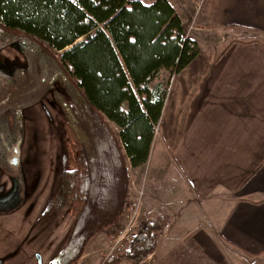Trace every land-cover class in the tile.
<instances>
[{
	"label": "trees",
	"instance_id": "obj_1",
	"mask_svg": "<svg viewBox=\"0 0 264 264\" xmlns=\"http://www.w3.org/2000/svg\"><path fill=\"white\" fill-rule=\"evenodd\" d=\"M8 37L25 40L63 77L67 168L55 200L72 224L58 264H78L124 217L131 171L149 159L172 78L201 46L170 0H0V46ZM165 229L151 223L136 234L128 259L144 261Z\"/></svg>",
	"mask_w": 264,
	"mask_h": 264
},
{
	"label": "crops",
	"instance_id": "obj_2",
	"mask_svg": "<svg viewBox=\"0 0 264 264\" xmlns=\"http://www.w3.org/2000/svg\"><path fill=\"white\" fill-rule=\"evenodd\" d=\"M170 1L183 24L193 23L201 36L216 26L264 32V0ZM192 38L201 52L172 78L155 139L194 203L223 205V220L216 229L205 209L206 223L201 219L191 229L195 220L190 225L179 214L178 223H187L176 231L181 235L171 233V203L150 182L142 212L166 229L146 262L201 264L205 252L213 264H255L264 254V39L217 49L204 47L199 35ZM224 243L247 252V259L236 263L220 256L217 247Z\"/></svg>",
	"mask_w": 264,
	"mask_h": 264
},
{
	"label": "rangeland",
	"instance_id": "obj_3",
	"mask_svg": "<svg viewBox=\"0 0 264 264\" xmlns=\"http://www.w3.org/2000/svg\"><path fill=\"white\" fill-rule=\"evenodd\" d=\"M145 1L151 3L150 0ZM187 2L190 4L189 0ZM180 7L183 9L182 5L178 9ZM187 8L190 9L189 5ZM184 29L190 37L199 35L204 47L217 49L231 42L264 39L261 37L264 32L261 34L231 26L207 28L202 36L201 33L195 34L198 31L193 23L185 22ZM167 77V73H163L151 85L165 82ZM65 93L62 74L40 51L23 39H4L0 46V129L5 130L2 136L7 137V156L8 153L11 159L15 156L18 165L11 166L13 172L9 174L5 173V168H0V264H40L38 256L42 264H58L61 251L67 243L72 216L60 208L55 200L61 175L67 168L64 115L57 102V96ZM158 134L159 125L155 136ZM150 182L155 184L162 199L171 203L166 209L172 212L168 218L169 225L175 226L171 233L180 234L176 231L183 228L182 223H187H178L179 214H184V218L190 220V225L191 220H195L191 229L197 227L201 219L205 224V209L212 213V226L215 225L216 229L220 226L223 205L215 203L209 209L206 205L194 203L157 137L149 162L131 171L129 201L136 197L138 191L145 190L140 216L149 218L148 223L136 234L149 228L151 223H164L152 220L142 212ZM167 196L177 198L169 199ZM181 201L184 203L173 205ZM125 214L126 210L119 224L100 233L90 242L78 264H135L127 257L135 236L116 259H106L111 251L112 232L124 225ZM185 249L188 250L189 246H185ZM217 250L220 256L229 261L238 263L247 259V252L226 243L217 247ZM190 254H193L191 248ZM146 259L139 264H161L159 258L152 263L146 262ZM256 260H253L255 264H264V254ZM208 261L204 252L201 264H213Z\"/></svg>",
	"mask_w": 264,
	"mask_h": 264
},
{
	"label": "built area",
	"instance_id": "obj_4",
	"mask_svg": "<svg viewBox=\"0 0 264 264\" xmlns=\"http://www.w3.org/2000/svg\"><path fill=\"white\" fill-rule=\"evenodd\" d=\"M144 195L145 190H141L137 192L136 197L130 198L126 208L124 225L112 232L111 251L108 252L106 257L108 261L116 259L124 251L135 234L143 229L144 224L148 223V217H141V206ZM141 218L142 220H140Z\"/></svg>",
	"mask_w": 264,
	"mask_h": 264
},
{
	"label": "flooded vegetation",
	"instance_id": "obj_5",
	"mask_svg": "<svg viewBox=\"0 0 264 264\" xmlns=\"http://www.w3.org/2000/svg\"><path fill=\"white\" fill-rule=\"evenodd\" d=\"M4 131H1L0 129V168L3 167L5 168V173L6 174H9L10 171L13 172V169L11 166H14V167H17V158H15V156L10 157V154L8 153V156L6 154V148H7V137L4 138V136H2V133L4 134ZM16 151L14 150V153ZM8 158V159H7ZM10 159H11V162H10ZM7 160V161H6ZM8 166H9V169H8ZM12 169V170H11ZM8 173H7V171Z\"/></svg>",
	"mask_w": 264,
	"mask_h": 264
},
{
	"label": "water",
	"instance_id": "obj_6",
	"mask_svg": "<svg viewBox=\"0 0 264 264\" xmlns=\"http://www.w3.org/2000/svg\"><path fill=\"white\" fill-rule=\"evenodd\" d=\"M38 257H39V263H40V264H42V261H41V258H40V256H38Z\"/></svg>",
	"mask_w": 264,
	"mask_h": 264
}]
</instances>
